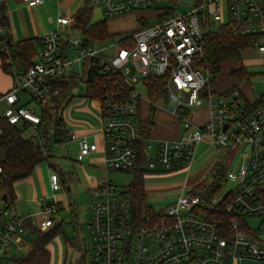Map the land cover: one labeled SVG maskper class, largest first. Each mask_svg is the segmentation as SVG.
Wrapping results in <instances>:
<instances>
[{
  "label": "built area",
  "instance_id": "1",
  "mask_svg": "<svg viewBox=\"0 0 264 264\" xmlns=\"http://www.w3.org/2000/svg\"><path fill=\"white\" fill-rule=\"evenodd\" d=\"M90 5L101 6L109 18L131 10L148 11L141 18L147 23L139 22L134 31H124L118 38L90 40L74 14L59 12L55 28L38 36L41 45L30 65L9 67L12 82L0 92V118L31 128L33 139L44 143L42 110L54 106L62 79L77 76L76 81L82 80V97L88 86L96 87L99 75L113 74L120 84L99 88L94 97L99 104L107 171L133 170L141 149L149 171L189 168L201 143L216 151L222 165L224 156L238 153L234 167L225 166L217 190L181 191L142 222L133 219L125 185L102 177L89 193L91 264H234L245 258L264 262V101L250 108L239 88L213 90L204 49V33L210 24H226L235 35L253 36L250 47L264 53V0H90ZM177 5L188 8L178 10ZM149 18L155 21L149 23ZM75 31L78 35L72 36ZM4 33L5 27L0 26V34ZM92 70L97 75L90 83ZM148 76L164 79L165 92L158 99H168L167 108L180 122L181 132L175 139L142 134L140 88L148 92ZM203 104L208 116L201 124L194 123L190 113L184 116L179 111ZM73 140L78 141L79 156L97 148L86 136L70 130L47 141L42 154L54 155V148ZM48 166L53 200L42 206L44 218L36 221L33 215L17 214L15 205L0 202V264H19L18 258L25 253L19 252L28 245L27 235L33 234L28 222L40 230L54 224L52 214L59 212L60 204L54 194L62 183L59 168ZM224 180L232 185L223 188ZM250 217L257 221L251 223ZM253 230L255 236L250 233Z\"/></svg>",
  "mask_w": 264,
  "mask_h": 264
},
{
  "label": "rangeland",
  "instance_id": "2",
  "mask_svg": "<svg viewBox=\"0 0 264 264\" xmlns=\"http://www.w3.org/2000/svg\"><path fill=\"white\" fill-rule=\"evenodd\" d=\"M61 1V5H60ZM166 1H158L157 4L166 5ZM18 7L21 4L15 3ZM63 0H45L41 5L33 7L28 11H24V24L28 35L43 32H48L55 28V23L53 24V19H56V15L59 10L61 12H66V6L63 5ZM10 9H13L14 3H8ZM183 7L188 8L187 5H177L178 10H183ZM24 8V7H23ZM136 10H131L133 12ZM128 12V11H126ZM124 12V13H126ZM124 13H121L124 14ZM149 14L148 12L146 13ZM120 16V14H117ZM114 18H109L104 15L101 6L94 5L92 8L91 22H95L99 19H106L108 31L114 33V38H118L122 32L131 30L130 28L119 29V16ZM155 18H149L148 22L153 23ZM11 23V22H10ZM130 26V25H129ZM131 28H134L133 26ZM10 29L13 39H19L22 36L20 32V25L16 20L15 24H10ZM78 31H75L72 36L78 35ZM113 38L108 40L110 43ZM241 61L245 66V69L250 74H253L248 82H243L239 84V87L243 90L248 97H259L264 92V53L258 51L256 47H247L241 51ZM239 61L233 60L224 63L216 76L214 82V88L216 90L228 87L232 83V79L228 75L230 67L238 66ZM1 70V69H0ZM3 71H0V79L3 81L8 80V76H4ZM84 83L82 80H78L77 84L72 88L73 97L70 103H64V118L68 119L69 116H75L79 118L78 121L84 126H89L88 121H94L96 106L98 105L97 99L91 101L89 99L83 98L79 95ZM141 91V114L146 116L149 112L148 95L140 88ZM168 99L161 97L157 99L155 103L154 119L157 118L161 110H168ZM205 105V104H203ZM172 112V111H171ZM198 114L200 117L205 115V111L198 109L196 113V108L190 109V117H194ZM77 121V122H78ZM159 123V119L156 120ZM181 129V127H180ZM22 134L26 137L34 134L31 128H26L23 130ZM51 143V141H49ZM78 143L74 141H68L63 145H59L53 149L52 154H54V161L56 166L60 169V178L62 179V172H65L64 183L61 189L56 191V196L60 202L61 209L57 214H52L54 217V224H60V229L53 237L51 242L48 244V249L51 253L50 264H91L92 259V239L91 234L87 227L88 220V202L89 195H87V189L85 188L82 178L76 176V174L69 175L67 173L69 170H73V166H78V162L84 164L88 163L87 159L78 154ZM211 149L206 147L205 143H201L196 147L194 153L193 163L189 168H181L176 170H165L164 168H155L145 177V191H146V201L148 204L155 207V209L163 208L171 199L177 197L181 191L185 193L192 189V182L203 180L207 186H210L216 178L213 176L212 166L210 162L212 159H217L218 154L216 151L210 152ZM4 156V151L0 148V158ZM224 166L230 165L231 168L234 167L235 162L238 158V153L235 155H227L223 157ZM73 159H76L75 162ZM233 161V163H232ZM232 163V165H231ZM50 166L45 161H41L36 164L34 171L32 173L33 184L37 189L39 200L52 201V190L50 187L48 174ZM226 170V169H225ZM58 171V173H59ZM67 174V175H66ZM106 176L113 181L118 186H124L132 179L133 175L130 172H121L117 170L107 171ZM223 188H228L232 185L229 180L223 181ZM25 187L21 188L22 196L25 191ZM16 191V188L14 187ZM39 200L33 201L32 207L35 211L33 216L36 221L44 218V214L40 213L41 204ZM1 202V200H0ZM22 202L26 204L24 198ZM3 203V202H2ZM22 203V205H24ZM17 203L14 202L13 206ZM26 206H28L26 204ZM251 223H255L257 218L250 217ZM38 234L27 235L28 245L24 247L19 253L26 252L32 242L36 239ZM264 239V236H262ZM255 263H250L249 261L240 260L236 261L234 264H264V262L259 260H254Z\"/></svg>",
  "mask_w": 264,
  "mask_h": 264
},
{
  "label": "trees",
  "instance_id": "3",
  "mask_svg": "<svg viewBox=\"0 0 264 264\" xmlns=\"http://www.w3.org/2000/svg\"><path fill=\"white\" fill-rule=\"evenodd\" d=\"M148 11H146L147 13ZM92 7L90 0H85L84 4L78 8L74 13L76 24L82 28L83 32L90 40H106L114 33L108 31L106 19H99L91 22ZM144 17H138V21L146 25L147 20H141ZM0 26L5 27L4 35L0 34V68L10 75L9 67L15 63L17 67H27L31 63V57L36 51L37 47L41 45V40L38 38H26L22 40H15L12 37L8 25L7 8L4 1H0ZM135 29H132L134 31ZM7 40H3V39ZM253 36L250 35H235L231 32L226 24H210L209 28L204 33V49L206 62L211 68L212 79L211 88L214 89V82L218 75L221 66L229 61H239L238 66L230 67L228 71L229 77L233 80L232 84L224 89V91H231L238 88V85L243 82H248L253 74H250L245 69L241 61V51L250 47ZM5 47H2L1 44ZM9 59V62L5 60ZM95 70L89 73L88 82L93 81ZM11 76V75H10ZM77 76H70L68 79H62L60 94L55 98V104L52 107L42 110V119L44 124L45 142H37L33 136H24L22 134L26 127H21L16 124L9 123L8 121L0 118V148L4 151V156L0 158V197L6 193L7 198L3 200L5 205L14 204L16 198L14 185L18 180L28 177L36 164L45 161L52 167H57L54 161V155H43L42 148L47 146V141L51 140L53 136H65L70 129L65 124L64 109L61 103H68L72 95V88L77 84ZM12 79V76H11ZM96 87H87L83 98H94L100 92L99 88L108 85L120 84V79L113 74L99 75L96 79ZM146 87L148 88V98L151 101L149 105V112L143 116L141 121L142 134L148 135L151 127L154 125V100L164 95V79L154 76L146 78ZM244 102L250 108H253L264 101V92L256 97L253 101H249L246 96L241 92ZM182 115L188 116L190 110L180 109ZM52 126V130L48 129ZM145 155L143 150H140L139 164L131 171L133 177L125 185L127 192L130 196V209L133 219L137 222H142L145 216L157 214L160 209H155L146 201L145 191V177L151 173L145 168ZM213 176L216 180L207 186L203 180L196 182L191 189V193H197L200 190L210 188L213 192L220 187V182L224 178L225 166L222 165L220 159H216L212 163ZM176 168V167H175ZM174 169V168H173ZM178 169V168H177ZM60 170V169H59ZM58 170V171H59ZM59 171V177H60ZM65 178V172L61 173ZM67 175V174H66ZM60 178L61 183L64 179ZM61 206L59 204V210ZM28 225L33 230V234H38L36 239L32 242L30 248L18 258L19 264H50L51 253L48 249V244L60 229V224H53L46 230H40L28 222ZM254 236L256 232L250 231Z\"/></svg>",
  "mask_w": 264,
  "mask_h": 264
},
{
  "label": "crops",
  "instance_id": "4",
  "mask_svg": "<svg viewBox=\"0 0 264 264\" xmlns=\"http://www.w3.org/2000/svg\"><path fill=\"white\" fill-rule=\"evenodd\" d=\"M84 1L85 0H63V3H64L63 5L66 6L65 7L66 12L64 13L74 14L78 10V8L84 4ZM4 2L7 8L9 28H10V24L13 23L14 25L16 20L18 21L20 25V32L22 33V36L16 40H22L26 38H38V36L46 33L42 31L40 34L35 33V34L28 35V32L25 29V26L24 28L22 26V24H24L25 22L23 19L24 11H28L29 9H32L33 7L41 5L43 2H45V0L37 4H30L26 0H4ZM9 2L14 3L13 9H10L8 5ZM15 3L21 4L20 7H18ZM61 4L62 3L60 1V5ZM59 12H61V10H59L58 13ZM145 14H146V11L136 10L133 12L128 11L122 15L120 14V16L117 15L119 16V22L121 24L119 25V29H125V28H130L131 30L135 29L139 24L138 17L141 15H145ZM114 17H116V15L111 18H114ZM55 20L56 19L54 18L53 24L55 23ZM132 26L134 28H131ZM2 73L4 76H8V80L3 81V79H0V92L9 88L12 82L11 76L9 74L5 73L4 71ZM225 88L227 87L218 89L217 91H222ZM238 88L246 96V98L249 99L250 101H253L256 98V97H250V96L248 97V95H246V93L243 92V90L239 87V85H238ZM86 99L94 101L92 98H86ZM198 109H202L203 111H205V115L203 117H200L198 114H195L193 118L191 117V120L196 124H201L207 119L208 109L206 105H201V106L196 107V113L198 112ZM96 110L97 111L94 116L95 117L94 121H90V120L88 121L89 126H84L80 124L78 121L79 118H76L75 116H69L68 119H65V124L70 130L75 131L78 135L86 136L89 142H94L97 145L96 150L90 152V154H88L87 156H84V158L88 160L87 161L88 163L82 164L76 159H73L75 162L77 161L79 164L77 167L74 165L73 170H69L67 172L69 173V175L76 174V176L82 178L85 188L87 189V195H89L90 193V188L94 186L95 184H97L98 181L102 177L106 176L107 174V170L105 169L104 161H103V151H102L103 143H102V136L100 133L99 104L96 106ZM157 119H159V123H156ZM154 121L155 123L151 127L150 132H149L151 137L156 138V139H175L179 136L181 132V129H180L181 125H180L178 118L173 113L169 112L168 110H161V112L159 113L157 118L154 119ZM73 141L74 143H78L77 140H73ZM206 147L208 146L206 145ZM212 151L213 149L210 150V152ZM213 160L214 159H212V161L210 162V165H212ZM32 173L28 177L18 180L14 185V187L16 188V191H15L16 198L14 199V202L17 203L15 205V212L17 214H30L33 216L35 215V211H33L32 203H34L33 201L35 200H39V198H38L37 189L35 188L33 184ZM198 181H195L189 184L194 185ZM23 187H25L26 189L23 192V196H22L21 188ZM54 195L56 199L58 200L56 193ZM52 196H53V192H52ZM22 198H24L28 206H26V204L22 202ZM39 201H40L41 210H42V206L47 202V200L40 199ZM22 203L24 205H22ZM41 210L39 211L40 213H41ZM242 260H245V261L247 260L250 263H255V261H253L251 258L241 259V261Z\"/></svg>",
  "mask_w": 264,
  "mask_h": 264
},
{
  "label": "water",
  "instance_id": "5",
  "mask_svg": "<svg viewBox=\"0 0 264 264\" xmlns=\"http://www.w3.org/2000/svg\"><path fill=\"white\" fill-rule=\"evenodd\" d=\"M7 198L6 193L2 194V196L0 197V200H5Z\"/></svg>",
  "mask_w": 264,
  "mask_h": 264
}]
</instances>
